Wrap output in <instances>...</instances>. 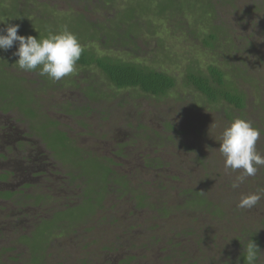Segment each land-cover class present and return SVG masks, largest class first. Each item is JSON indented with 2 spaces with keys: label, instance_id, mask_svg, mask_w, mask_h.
Instances as JSON below:
<instances>
[{
  "label": "rangeland",
  "instance_id": "374dc122",
  "mask_svg": "<svg viewBox=\"0 0 264 264\" xmlns=\"http://www.w3.org/2000/svg\"><path fill=\"white\" fill-rule=\"evenodd\" d=\"M23 2L0 0V33L19 25L18 35L42 39L66 26L96 58L164 73L177 86L166 97L119 91L96 66L77 64L53 81L15 65L18 42L0 50V177L10 179L0 192L15 194L0 199V264H97L104 247L105 264H237L249 239L263 264L264 167L234 189L240 173L225 169L216 149L223 129L241 118L260 130L264 155V0H213L227 33L217 50L204 43L207 0H114L102 10L100 0ZM118 12L138 18L125 38L114 46L100 33L88 39L91 25L103 34L126 26ZM238 53L247 64L234 75ZM211 68L245 110L211 103L193 87L190 76L212 80ZM90 88L101 99L88 100ZM30 158L43 161L45 177L17 168ZM110 178L125 179L127 191ZM107 185L124 194L108 197ZM252 193L259 202L237 208Z\"/></svg>",
  "mask_w": 264,
  "mask_h": 264
},
{
  "label": "clouds",
  "instance_id": "9594fccd",
  "mask_svg": "<svg viewBox=\"0 0 264 264\" xmlns=\"http://www.w3.org/2000/svg\"><path fill=\"white\" fill-rule=\"evenodd\" d=\"M19 25L7 26L0 33V50L7 51L18 42L13 56L18 57L15 65L23 71L39 69L38 74L59 81L75 71L83 47L75 34L65 26L59 33L49 32L46 38L37 39L31 35H18ZM260 130L251 122L236 118L226 126L220 135V146L216 149L224 158L225 169L239 171L232 187L238 188L244 179L255 176L259 167H264V155L256 148ZM261 194L242 196L237 204L239 209H251L261 199ZM258 246L251 239L244 246L243 256L247 264H256Z\"/></svg>",
  "mask_w": 264,
  "mask_h": 264
},
{
  "label": "trees",
  "instance_id": "16d2710c",
  "mask_svg": "<svg viewBox=\"0 0 264 264\" xmlns=\"http://www.w3.org/2000/svg\"><path fill=\"white\" fill-rule=\"evenodd\" d=\"M16 1L23 2L24 0H16ZM100 2H102L103 4L101 5L97 4L99 5V8L106 9V7L107 6L109 7L114 2V0H104V1L100 0ZM44 6L48 7L47 5H44ZM219 7H220V4H219ZM234 7L236 6L234 5ZM202 10L204 11L203 16L205 17V18L203 17V20L201 19L203 24H205L203 27H206L207 30L210 29V32H211V35L209 36V38H207L204 42L205 46H208L210 48H214L217 50V48L222 47L221 43L226 40L227 33H225L226 31L224 32L225 29L223 27L219 28L216 25V22L219 20L220 17L215 16L214 12H216V10L214 7L213 0H207V3L203 5ZM130 12L133 13L134 11H132L131 9H128V13ZM132 13L130 15V14H126V13L122 14L121 12L120 13L118 12V16H120L124 20V22L126 23V26H121V27H118L117 29L109 28V31L104 34L101 32H98V29L96 28L95 25H91L90 26L91 35H89L88 39L94 40L102 36V37H105L106 41L105 40L104 41L108 45L114 46L116 42L125 38L126 36L125 30H124L125 27L130 28V27H133L134 25H137L138 18L134 16L135 14L133 15ZM243 13L247 15L245 11H243ZM77 18L82 19L84 23L88 24L87 18L85 15L78 14ZM167 20H170L169 24H172L170 22H173V18L171 19L167 18ZM39 30L41 32L40 28ZM118 31H119V34L117 33ZM98 33H100V36L98 35ZM115 34H118V35L114 39L113 36H115ZM193 34L197 36L195 32ZM202 36L206 37L205 34H202ZM127 37H128L127 42H132L133 39L136 38L135 36H131V35H127ZM245 55L247 54L238 53L237 57L234 58V61L240 62L238 65H235L237 66L236 68H233L232 66L233 70L231 69V72H233L234 75L237 73H241V71H243V68H242L243 65L247 64V59L245 58ZM76 64L84 68H91L92 66H96L106 76L107 81L119 91L131 89V90L141 91L144 94L150 95L153 97H166L177 86L176 80L164 73H160L157 71L143 70L137 65H132L129 63H122L114 59L112 60L111 58H103V59L96 58L95 56L91 55L90 53L84 50L82 52L80 59L76 62ZM210 71H211L212 78H213L212 80L203 78V77H198V76H190L189 78L190 83L193 85V87L196 88L200 93H202L211 103L222 104L224 102V103H227L228 105L235 107L237 110H240V111L245 110L246 105H245L243 97L236 95L235 92H232L226 88L225 75L216 68H211ZM88 90H90L89 91L90 93L88 91L86 93L88 100L96 101L97 100L96 97L98 98V100L101 99L99 96H97L98 94L96 90H93L92 88ZM169 128L171 129V127ZM137 132H139V130ZM60 134L66 137L65 134L63 133H60ZM162 140L163 139H161V141ZM8 179L9 178L5 176L0 177V181H4ZM14 196L15 194L10 191L0 192V199H3V200L12 199ZM216 213L219 214V210H217V208H216ZM172 242H173L172 239L168 241L169 244H172ZM243 252H244V249L241 250L239 254V259H238L237 264H244L246 262L245 260H243L244 258ZM259 259L260 257L258 256L256 264L260 262ZM121 263L128 264V261L124 259L123 261H121Z\"/></svg>",
  "mask_w": 264,
  "mask_h": 264
},
{
  "label": "flooded vegetation",
  "instance_id": "af4514ba",
  "mask_svg": "<svg viewBox=\"0 0 264 264\" xmlns=\"http://www.w3.org/2000/svg\"><path fill=\"white\" fill-rule=\"evenodd\" d=\"M259 2H260V0H259ZM220 5H221V3H220ZM262 29H264V26L263 27H261ZM120 146H122V145H120ZM128 146V145H127ZM128 148H129V146H128ZM12 150H16V148H13ZM18 151V150H17ZM40 155V153L38 152L37 153V156H39ZM36 156V157H37ZM45 157V156H44ZM41 158H42V156H41ZM28 161V163H30V164H28L27 165V167L26 166H23V165H19V167H17V168H24V169H22L23 170V172L24 173H26V172H28V173H30V174H32L34 171H37V173L39 174V176L41 177H45V175H47V171H45V166H41V165H44V163H43V161L42 160H40L39 158L37 159V158H30L29 160H27ZM112 164H113V166L114 165H116V163L115 162H112ZM144 168H146V164L144 165H142ZM26 167V168H25ZM147 169V168H146ZM148 169H150V168H148ZM152 169V168H151ZM111 172L110 173H112V174H114L115 175V172L114 171H112V170H110ZM120 180V179H119ZM124 180L125 179H122V180H120V182H117V180L116 181H112L111 180V178H110V181L109 182H107V183H109V185H111V184H117L123 191H127V189L126 188H128V184H127V182H124ZM8 181H10V179H8V180H4V181H0V182H8ZM112 182V183H111ZM70 185L72 186L73 184L70 182ZM109 185H107V188H106V193H107V195H108V197L110 196V193L113 191V188L111 189V191L110 190H108V187H109ZM123 191H116V192H114L113 191V195H118V196H120V195H123L124 194V192ZM106 199V197L104 198V200ZM103 200V201H104ZM103 249H105V250H103V255H104V257H102V259L97 263V264H105V260H106V258H107V252L109 251L107 248H103ZM115 260H118V258H116ZM122 261L124 260V259H121ZM125 260H127L128 261V264H131L132 263V260H130V259H125ZM112 262H111V264H113V262H114V260H111ZM93 264H95V263H93ZM120 264H122L121 263V261H120Z\"/></svg>",
  "mask_w": 264,
  "mask_h": 264
}]
</instances>
